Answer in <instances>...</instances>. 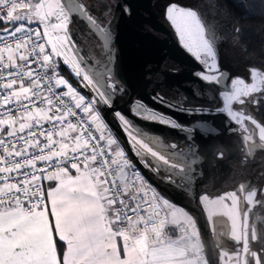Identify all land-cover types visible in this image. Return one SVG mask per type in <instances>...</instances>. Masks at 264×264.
I'll use <instances>...</instances> for the list:
<instances>
[{
  "label": "snow or ice",
  "instance_id": "snow-or-ice-1",
  "mask_svg": "<svg viewBox=\"0 0 264 264\" xmlns=\"http://www.w3.org/2000/svg\"><path fill=\"white\" fill-rule=\"evenodd\" d=\"M17 9L28 11L17 13ZM74 11L109 51L110 29L98 23L86 6L71 0L67 4L62 0H0V21L12 22L11 28L0 31V264H207L198 259L203 248L195 219L182 209L177 212L160 197L111 135L98 105L112 103L108 89L116 91V82L101 60L89 57L94 60L89 64V58L81 55L69 27ZM53 17L55 22H51ZM168 18L185 46L195 50L205 65L207 74L202 78L219 83L223 72L211 29L196 11L176 5L169 7ZM33 23L42 25L43 32L30 27ZM60 59L71 69L78 87L61 74ZM233 83L243 87L222 93L220 111L242 128L245 142H252L250 154L251 148L264 147V143L255 142L257 134L264 142V124L233 105H245L243 97L260 89L243 80ZM81 88L92 95L82 94ZM133 111L148 121L182 127L142 104ZM115 115L144 167L156 174L167 173L164 179L171 183L190 179L192 165L182 150L174 151L176 144L162 145L139 132L121 113ZM246 121L258 133L247 127ZM69 131L78 134L70 137ZM191 159L197 156L193 154ZM48 168L54 171L49 173ZM42 179L58 183L45 190L38 183ZM239 192L248 205H264V200L256 199L255 188L241 184ZM201 200L209 205L208 218L213 225L223 223L213 219L215 215L231 221V238L241 245L235 253L221 251L224 264L241 253L243 264H264V249L250 247V239L258 236L253 229L249 238L250 208L239 207L241 196L233 191L215 198L204 194ZM129 213L135 214V219ZM161 213L171 215L172 222L182 229L178 239L164 241L166 219H154ZM180 215L182 221L177 219ZM240 216L243 225L238 228ZM141 223L144 227L138 229L136 225ZM118 237L123 240L122 247L117 244ZM58 241L65 245L62 254Z\"/></svg>",
  "mask_w": 264,
  "mask_h": 264
},
{
  "label": "rangeland",
  "instance_id": "rangeland-1",
  "mask_svg": "<svg viewBox=\"0 0 264 264\" xmlns=\"http://www.w3.org/2000/svg\"><path fill=\"white\" fill-rule=\"evenodd\" d=\"M63 3L67 4L69 0H62ZM73 4H78L82 6H86L89 14L93 16L98 23H101L107 26L111 32V41H110V50L105 51L102 47L101 41L98 36L91 30V26L87 24V22L80 18V14L78 11H74L71 14V24L70 29L72 33V38L76 42L78 48L81 49V55L85 56V58H95L96 60H101L103 64L107 65V69L111 71L112 79L115 80V87L117 86L123 88L124 90H131L135 86L138 85L142 73L145 71L146 67L152 65L157 58L163 53L166 48V42L155 35L153 32L148 30L147 28L139 29L138 27L132 25L131 21L127 18L124 11L122 10L121 0H71ZM167 2H172L176 4H182L193 8L198 11L199 15L205 17L207 15H211L212 20L215 22L217 27H221L224 23L226 25V17L224 18L222 10L218 7L215 0H156L154 4H163ZM27 9H21L17 11V13H24L27 12ZM51 22H55V18H52ZM36 28H39L41 32H43V26L38 25L37 23H33ZM233 30V29H232ZM225 33H228L225 31ZM53 37H55L56 33H52ZM228 38V48L224 51L221 47H219V42L216 40L215 46L216 50L220 54V64L223 66L222 70L224 74H227L226 70L230 71L233 69V66L228 65L227 63L223 62V54L225 53H233L231 56H234V52L238 51V37L236 30H233V34L229 35ZM167 49V48H166ZM50 50V48L48 49ZM236 56V55H235ZM172 56H170L171 58ZM237 57V56H236ZM110 60V63H109ZM89 64L94 62L93 59H88ZM196 67V66H195ZM60 70L61 74L69 80V82L74 86L78 87L77 81L75 77L72 75L71 69L63 64L62 59H60ZM101 71L105 69L103 67L100 68ZM198 74H188L185 76V79L188 80V84L184 86H175V89L179 91H184L183 97L185 98V102L181 103L184 106L188 107H204L206 105V96L207 93L201 94L199 86H205L207 90L212 93L214 89V82L209 83L207 81H202L201 78L198 77ZM203 74L200 73V76ZM155 74L151 75V80L155 83L158 80L156 79ZM171 80H175L178 82L177 76H172ZM174 81V82H175ZM184 83V81H183ZM204 83V84H203ZM178 84V83H177ZM195 84L196 85L195 87ZM191 85V86H190ZM193 85V86H192ZM82 94L91 96V93L86 92L84 89H80ZM109 91V90H108ZM112 94V103L110 105L100 104L98 108L101 114L107 107L115 106L119 101L118 96L114 95L113 91H109ZM147 92L139 91L136 95L137 98L146 97ZM264 95H257L254 98L256 106L260 105L263 102ZM124 115V110L116 111ZM116 112H113L110 116V120L114 122L118 131L124 136L128 147L132 154H134L137 158L138 157L135 152L133 151L132 145L130 144V138L128 134L124 131L121 121L115 115ZM181 116L187 120L192 118L193 116L201 115V113L197 112H180ZM208 117V115H207ZM209 117H212L210 120L214 123L212 129L208 130L209 139H206L204 143L206 146L209 145L212 148H217L218 151L220 150L222 153H225L223 157V165L227 164L226 166H221V163L211 166L213 159L210 158L209 153L207 152L203 156V162H200L198 165L194 162L191 168V172L189 173L190 179L185 180L182 184L186 187L185 190H181L177 187L176 183L171 184V190L178 196V192L181 191L183 193H187V198H179L184 203H189L195 200L197 204L202 208L204 212V220L203 224L206 230V234L208 236L210 247L212 254L215 258L216 264H224V261L221 258V251H226L229 253H235L239 249V244L231 238V221L228 220L226 216L223 215H215L213 219L216 221H222V224L213 225L212 222L209 220V205L206 202H202L201 197L204 195L202 192L201 194L196 193L197 189L201 188L203 190H207L209 196L211 198H215L219 195H223L224 193H219L220 188L225 185L232 186L236 180H242L243 173L242 171H248L250 168L260 174V165H264V147H253L251 148V153L249 154V146L252 144L251 141L245 142L243 136L245 134L239 135L238 139L234 138L236 136L233 132H226L224 135V130L219 126L218 122L220 121L221 115L219 114H212ZM129 119L135 128L139 131L140 123L136 118H127ZM142 133V132H141ZM177 133V132H172ZM144 134V133H143ZM172 134V135H173ZM146 135V133L144 134ZM165 131L161 133V139L154 138L153 136L146 135L152 137L153 139L158 140L160 143L164 141L165 138ZM165 137V138H164ZM120 143L121 147L122 144ZM255 142L259 145L260 142L255 137ZM163 145H167L164 143ZM242 148V150L240 149ZM176 152V151H175ZM204 152V151H203ZM229 152V153H228ZM228 155H227V154ZM246 157L245 163L241 161V165L238 166V162L240 161L241 157ZM187 160V158H186ZM262 165V166H263ZM228 166L230 168H228ZM231 169L233 171H231ZM167 174V173H165ZM191 187V188H190ZM226 194V193H225ZM214 195V196H213ZM200 196V197H199ZM189 197V198H188ZM199 197V198H198ZM190 203V204H191ZM225 203L231 204L230 200H226ZM173 205V204H172ZM177 212L179 210H183L187 212L191 217L192 215L185 209L174 205ZM240 208H244V204L241 199V203L239 205ZM242 217H238V228L241 227ZM250 237L251 232L255 229L256 235L258 236L257 240H252L253 245L261 244L262 242V235H264V220H261L257 215L251 216L250 215ZM193 218V217H192ZM160 219H166V225H172L174 229H176L177 223L172 222L171 215L165 217L163 213H161ZM178 220H183V216L180 215L177 217ZM196 221V220H195ZM197 223V222H196ZM198 229V225H197ZM178 231V229H177ZM199 231V229H198ZM200 234V232H199ZM179 235V234H178ZM201 238V235H200ZM202 244V253L204 255L203 260H205V250L203 246V242L201 239ZM264 248V245L263 247ZM206 261V260H205ZM239 257L235 255L232 256L230 260V264H238ZM208 264V263H207Z\"/></svg>",
  "mask_w": 264,
  "mask_h": 264
},
{
  "label": "flooded vegetation",
  "instance_id": "flooded-vegetation-1",
  "mask_svg": "<svg viewBox=\"0 0 264 264\" xmlns=\"http://www.w3.org/2000/svg\"><path fill=\"white\" fill-rule=\"evenodd\" d=\"M172 5H176L178 7H183L186 9H191V10L196 11L197 15L201 18L202 22L206 25V27L211 29V32L215 36L216 40L219 42V47H221L224 51H226L227 48L229 47L228 46V38H229L228 34L229 35L233 34V30L228 26V24L224 25V23L221 25V27L223 28L219 29L217 25L215 24V22L212 20L211 15L202 17L199 15L197 10L190 8L188 6L182 5V4H176L172 2H167L163 4H154V3L151 4L150 0H148V12L150 14L149 15L148 13H146L147 11H145L143 4L140 2V0H132V2L131 1L128 2L127 0H121L122 10L124 11L125 15H126V12H125L126 8H128V6H130L131 8L133 7V9H131L132 16L131 15L130 16L131 17L134 16L135 18L133 19V21H131L132 25L138 27L139 29L147 28L148 30L153 32L155 35L162 38L166 42V48H167L169 45V41L166 35L162 34L160 30H157L156 27H154V25L150 23V20H152L151 18H153L161 26H163L168 33H170L171 37L174 40V45H173L171 52L168 54L166 58L163 59L160 66L158 67V70L153 73L155 74L154 77L156 79H162V80H158V82L155 83L150 78L151 75L153 74H148L145 78L150 80L149 89L153 88V91L149 92L148 96L143 97V98L146 99L144 102L146 103L145 106L147 108H151V109L158 111L159 113L166 114L167 115L166 118H173L182 127L179 129H176V128H172L167 125H162L158 122L148 121V120L141 118L140 116H137L135 112L133 111L134 109H136L137 105L132 108H131V105L133 101L135 100L141 101V99H143L142 97L137 98L135 96L131 100L129 105L124 109L125 111L124 115H126V118H136L140 123L139 132H142L144 134L146 133V135H150V136H153L154 138H157L161 136V133L163 131H165V134H166L165 137L167 138L164 137L165 139L164 141L161 142V144L162 145L164 143H167V145L176 144L177 148L174 151H176L177 153H180L182 150L185 157L187 158V162H190L191 165H193L194 162L197 165L200 162H203V156L208 152L210 158L213 159L211 166L221 163V165L219 164L220 167L226 166L227 168V164L223 165L222 163L225 153H222L220 150L218 151L217 148H212L209 145L206 146V144L208 143L205 144V148H204V143L206 142V139H209L208 130L212 129L214 126V123L212 122V120H210L212 117H209V116L212 114L221 115V118L218 124L222 128V130H224V135L226 132H233L236 135L234 136V138L238 139L239 135L245 134L242 128L239 125H237L234 121H232L231 118L227 116L225 112L220 111V109L223 107L222 93L225 91H232L236 87H241V88L243 87V85L234 84L233 81L243 80L245 84H248V85L255 84L256 87L260 89V91L253 92L249 96L243 97L246 100L245 105L234 104L233 108L241 109L245 112V114L251 115L254 119L257 120V112H258L259 105L256 106V104L253 103L252 101L257 95H264V80L261 79V74H264V72H262L258 67L254 66L250 61L242 57L240 50H239V46H238L237 47L238 51L234 52V56H231V54L233 55V53L223 54V62H225V64L227 63V66H226L227 69H228V65L233 66V69L230 71L226 70L227 74L223 73V78L220 79L219 83L214 82V84L216 85H214V89L212 90L211 94H210V91L207 90L204 85L199 86L198 84H195V87L196 85L199 86L201 94H203L204 92L205 93L208 92L206 96L207 97L206 105L204 107L202 106L188 107V106L182 105L181 103H184L186 101L185 98L183 97L185 93L183 90L179 91L175 89V86L177 85L181 87V86L188 84V80L185 79V76L191 73H194V74L199 73L198 77L201 78L202 81H204L202 76H200V73L202 74H207V73L205 72V65L200 60L197 59L195 50H192V51L188 49L186 50L183 47H181L179 43H177L174 33H176L179 37H180V34L177 31L176 26L168 18V9ZM225 31L228 33H225ZM166 48L163 51V53L157 58V60L152 65H149L148 67H146L145 70L153 69L156 66L160 57L166 52L167 50ZM215 49H216V46H215ZM170 56L172 57L170 58ZM217 57H218V65H219L220 70L221 71L225 70V68L223 69V66L220 64V54L218 53V51H217ZM253 70H255V72ZM172 76H177L179 79L178 82H176L175 80L170 81ZM140 82H141V79L138 84H140ZM131 90L127 91L117 86L116 91H114L113 94L118 96L119 101L117 102L115 106L123 104L127 100L128 94ZM150 96H152L153 99H151ZM180 112H197V113H201V115L193 116L192 118L187 120L181 116ZM111 123L114 124V122L112 121ZM245 124L247 127L254 129V131L256 132L255 126L252 125L249 121H246ZM108 129L111 132L109 127ZM172 132H177V133L173 134ZM111 135L116 138V136L112 132H111ZM157 139H161V138H157ZM240 149L242 150L241 147ZM220 153H222V156L219 155ZM193 154L197 156L196 160L191 159ZM135 158L138 160L139 165L144 169V171L148 174V176H150V178L158 186L166 190L178 202L183 203L199 211L204 216V212L202 211V208L197 204L196 200L194 202L192 201V203L191 202L184 203L183 201L179 199V198H182V199L187 198V195H188L187 193H183L179 191L178 192L179 198L177 197V195L170 188L171 187L170 185L174 183L168 182L166 179H164V177L167 174L165 173L156 174L150 169L144 167V165L141 163V160L139 158H137L136 156ZM241 161L245 163L246 157L242 156L240 158L237 168H239V165H241ZM262 165H260L261 166L260 174L259 173L257 174V172H255L251 168L248 171L244 170L242 171L243 173L242 180H236L232 186L230 185L223 186L222 188H220L219 193L225 194L228 192L236 191L237 194L241 196L242 202L245 206L244 208L251 209L249 211V217L250 215L252 217L257 215L261 220H264V205H248L245 201H243V194L239 192L240 185L244 184L249 189L255 188L257 190L256 199L264 200V195L261 194V193H264V165L263 166ZM228 168L230 167L228 166ZM240 169L241 167L239 168V170ZM231 171L233 170L231 169ZM176 185L181 190L186 189V187L182 184L180 180H177ZM156 191L160 197L167 199L170 204L175 205L165 193L157 189ZM196 191H197L196 193H199V194H201L202 192L204 194L209 193L207 190H203L201 188L197 189ZM188 212L195 219L194 214L190 211ZM249 238H250V232H249ZM257 245L256 246L253 245L252 240L250 239L251 248H253L254 250L264 249L262 248L264 245V235H262L261 244L259 243ZM240 247L241 245L239 244V248Z\"/></svg>",
  "mask_w": 264,
  "mask_h": 264
},
{
  "label": "trees",
  "instance_id": "trees-1",
  "mask_svg": "<svg viewBox=\"0 0 264 264\" xmlns=\"http://www.w3.org/2000/svg\"><path fill=\"white\" fill-rule=\"evenodd\" d=\"M215 2L222 10L224 18L226 17V24L237 32L242 57L264 72V0H215ZM11 27V21L0 23V31ZM257 121L264 124V99L258 108Z\"/></svg>",
  "mask_w": 264,
  "mask_h": 264
},
{
  "label": "water",
  "instance_id": "water-1",
  "mask_svg": "<svg viewBox=\"0 0 264 264\" xmlns=\"http://www.w3.org/2000/svg\"><path fill=\"white\" fill-rule=\"evenodd\" d=\"M128 2H132V0H127ZM156 0H150V3L153 4ZM140 2L143 4V7L145 9V11H147L146 13L149 14L148 12V0H140ZM131 9H133V7L131 8L130 6H128V8H126L125 12H126V15L128 17V19L130 21H133V19L135 18L134 16H132V12H131ZM131 15V16H130ZM150 15V14H149ZM132 18V19H131ZM152 20H150V23L152 25H154V27H156L157 30H160L162 34L166 35L168 41H169V45L167 47V50L166 52L160 57V59L158 60L156 66L153 68V69H147L145 70L143 73H142V76H141V82L140 84H138L137 86H135L128 94V98L127 100L121 104V105H117V106H110V107H107L104 112L102 113V116L104 117V120L105 122L107 123L108 127L110 128L111 132L116 136V138L121 142L122 146H123V149L125 150V153L126 155L128 156V158L132 161V163L136 166V169L141 173V175L146 178V180L148 182H150V184L152 186H154L157 190L165 193L169 199L175 204L177 205L178 207H181L187 211H190L194 214L195 216V219H196V222H197V225H198V229H199V232H200V235H201V239H202V242H203V246H204V250H205V259L207 261L208 264H216V261H215V258L212 254V251H211V247H210V242H209V239H208V236L206 234V230H205V227H204V224H203V220H204V216L202 215V213H200L199 211L183 204V203H180L178 202L174 197H172L166 190L162 189L160 186H158L151 178L150 176H148V174L144 171V169L139 165V162L138 160L135 158V156L132 154V152L130 151L129 147H128V144L124 138V136L118 131V129L116 128V126L111 123L110 121V115L113 113V112H116V111H119V110H124L128 105L129 103L131 102V100L137 95V93L139 91H145L147 92L145 95L146 97L148 96V93L153 91V88L149 89V85H150V80L146 79L145 77L148 75V74H153L154 72H156L158 70V67L160 66L161 62L163 61L164 58H166L168 56V54L171 52L172 48H173V45H174V40L173 38L171 37L170 33H168L165 28L163 26H161L157 21H155V19L151 18ZM174 36L177 40V43H179V45L181 47H183L184 49H188V47H185L183 43V41L181 40V37H179L176 33H174ZM151 99H153L152 96H150ZM146 99L143 98L141 99V101H133L132 105H131V108L132 107H135L137 104H142L145 106V101ZM154 110V109H153ZM156 111V110H155ZM158 112V111H157ZM227 115V113H226ZM167 116V115H166ZM228 116V115H227ZM256 133H258V130H256ZM256 138L258 139V134L256 135ZM259 140V139H258ZM264 143V142H263ZM251 210V209H250ZM249 223V213H248V217H247V225ZM243 225V217H242V223H241V227ZM239 264H243V254L241 253V256L239 257Z\"/></svg>",
  "mask_w": 264,
  "mask_h": 264
},
{
  "label": "crops",
  "instance_id": "crops-1",
  "mask_svg": "<svg viewBox=\"0 0 264 264\" xmlns=\"http://www.w3.org/2000/svg\"><path fill=\"white\" fill-rule=\"evenodd\" d=\"M29 122H32V121H29ZM71 174L75 175L76 174L75 170H72ZM57 183L58 182L56 180H43V185H44L45 190H48L50 188L55 187L57 185ZM49 207H50V202H49ZM53 223H54V220H53ZM178 227L179 226L176 225V229H174L173 224L164 226L163 237H164L165 242L168 240H176L181 236L182 233H180L179 230L177 231ZM137 234H138L137 232H133V235H137ZM117 244L119 247H122V245H123L122 238H120V237L117 238ZM64 250H65L64 242L58 241V252H60L62 254ZM203 257H204V255L201 252L198 259H203Z\"/></svg>",
  "mask_w": 264,
  "mask_h": 264
},
{
  "label": "built area",
  "instance_id": "built-area-1",
  "mask_svg": "<svg viewBox=\"0 0 264 264\" xmlns=\"http://www.w3.org/2000/svg\"><path fill=\"white\" fill-rule=\"evenodd\" d=\"M19 10H21V9H17V11H19ZM16 13H14V15H15ZM9 21H0V23H8ZM30 27H32V28H36L34 25H30ZM17 63H20V61H17ZM33 67H35V65H33ZM109 91H113L111 88H109L108 89ZM44 127L45 128H47V127H49V125L47 124V123H44ZM27 131V130H26ZM78 133L77 132H71V131H69V133H68V135L70 136V137H74L75 135H77ZM99 133H97V135H98ZM21 135H23V133L21 134ZM43 137H40V140L43 142ZM54 139H56V140H60V137H57V136H54ZM54 147H56L55 145H54ZM29 151L31 152V151H34L33 149H29ZM128 157V156H127ZM19 159V158H18ZM132 162V161H131ZM37 167H40V162H38L37 163ZM52 171H54V169H52V168H48L47 169V172H49V173H51ZM38 183H41L42 184V186H43V188H44V185H43V179L41 180V181H38ZM45 189V188H44ZM119 205H116V207H118ZM148 211H152V209H148ZM130 215H132L133 216V218L135 219V214H133V213H129ZM143 214V213H142ZM161 217V215L160 216H157V217H154V219L155 220H159V218ZM125 226H127V223H126V225ZM136 227L138 228V229H142L143 227H144V224L143 223H141V224H139V225H136ZM178 230H179V232L180 233H182V229L180 228V227H178Z\"/></svg>",
  "mask_w": 264,
  "mask_h": 264
}]
</instances>
